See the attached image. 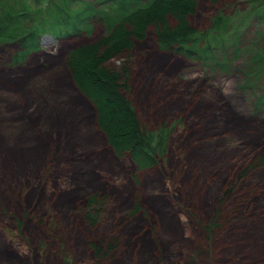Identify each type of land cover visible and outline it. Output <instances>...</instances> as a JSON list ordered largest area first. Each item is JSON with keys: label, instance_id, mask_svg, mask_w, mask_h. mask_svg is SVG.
Returning <instances> with one entry per match:
<instances>
[{"label": "rangeland", "instance_id": "obj_1", "mask_svg": "<svg viewBox=\"0 0 264 264\" xmlns=\"http://www.w3.org/2000/svg\"><path fill=\"white\" fill-rule=\"evenodd\" d=\"M243 3L200 0L192 23L206 30L219 10L232 14ZM93 23L91 33L43 36L42 50L16 68L6 65L14 49H0V264H264V181L255 191L238 178L244 162L264 150V112L255 109V89L246 85L249 50L221 69L161 50L150 35L110 58L109 67L128 68L127 95L141 123L173 127L165 155L153 166L141 168L130 156L117 155L101 133L84 137L71 130L62 116L53 119L51 133L38 132L37 142L16 146V128L24 124L21 130L29 134L47 112L30 119L28 109L37 107L32 99L53 81L56 87L70 81L64 64L69 53L107 33L102 21ZM240 32L251 40L264 25L255 22ZM260 42L264 50V34ZM67 93L76 95L84 125L94 124L93 104L74 86L63 99ZM233 181L232 202L209 228ZM93 193L106 204L102 217L115 206L125 219L86 222L83 209ZM137 198L141 210L134 216L129 210ZM128 216L136 221L127 225ZM115 234L117 256L100 263L91 240L107 244Z\"/></svg>", "mask_w": 264, "mask_h": 264}, {"label": "trees", "instance_id": "obj_2", "mask_svg": "<svg viewBox=\"0 0 264 264\" xmlns=\"http://www.w3.org/2000/svg\"><path fill=\"white\" fill-rule=\"evenodd\" d=\"M110 1L114 2L110 6L106 5ZM99 2L101 6L98 7L94 4L96 2L86 0H0V49L8 46L9 52L13 49L15 51L7 56L6 65L10 68L26 64L32 55L41 51L43 36L59 39L83 35V32L91 33L94 18L102 21L107 31L97 40L79 44L69 53L64 63L75 89L95 108L94 124L84 125L81 118L84 114L76 104V95L67 93V97L63 99L64 93L73 88L70 81L62 80L60 85L63 86L59 87L54 85V81H50L48 91L42 86L37 98L32 99L37 107L28 109V116L33 120L41 117V112L47 111L42 114V125L27 128L29 134H24L21 130L24 124L18 126L13 139L16 146L23 149L26 145L37 142L38 132L51 133L53 119L62 116L71 130L84 133V137L103 134L117 155L130 156L141 168L157 163L165 155L173 127L166 123L156 129L144 126L127 95L130 90L127 66L119 69L111 68L108 64L110 58L128 53L136 44L141 46L150 35L155 38L161 50L174 51L190 60L214 64L221 69H226L231 62H235L245 49L251 51L246 85H252L255 89V109L264 112V50L260 47L264 32H257L251 40L241 38L243 32H240L242 28L255 22L261 27L264 25V0H243L242 8L238 7L232 14L219 10L212 17L209 28L203 31L195 28L192 23L193 16L199 10L200 0ZM233 28L234 32L231 33ZM152 30L154 32L151 34ZM102 48H106L104 55H99ZM2 59L4 57L0 55V60ZM259 81L263 83L258 87ZM46 93L53 96L51 100ZM18 100L21 99L18 97ZM23 104L22 101L19 102L20 106L28 108L29 102ZM262 167L264 150L258 151L244 162L238 178L246 179L252 189L261 191L263 187L260 183L264 181ZM236 184L237 181H233L223 189L215 211L217 216L210 222L209 228L216 225L215 220L219 219L218 213L222 206L232 202ZM98 197L93 193L88 198L87 206L83 209L86 222H90L92 226L101 219L111 221L112 224L119 223L123 217L115 206L111 207L107 216L102 217L106 204ZM140 208L137 198L136 206L129 211L135 216ZM127 218L128 225L134 218ZM107 224L100 222L99 225L103 227ZM118 246L119 236L116 234L107 244L105 241L91 240V247L100 263L114 259Z\"/></svg>", "mask_w": 264, "mask_h": 264}]
</instances>
